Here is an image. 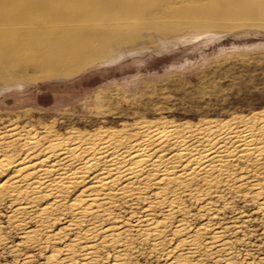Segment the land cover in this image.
Returning a JSON list of instances; mask_svg holds the SVG:
<instances>
[{
    "label": "rangeland",
    "instance_id": "obj_1",
    "mask_svg": "<svg viewBox=\"0 0 264 264\" xmlns=\"http://www.w3.org/2000/svg\"><path fill=\"white\" fill-rule=\"evenodd\" d=\"M0 6L7 12L0 11V135L11 140L23 131L46 145V127L65 135L127 131L139 121L195 127L238 124L255 114L254 124L264 120V0H0ZM52 67L74 68L48 74ZM220 194L209 197L214 218L199 202H186L191 228L209 223L230 244L231 262L205 257V264H264L259 203L248 192ZM10 209L0 203V264H23L27 256L33 258L27 264H44L46 250L22 240ZM121 212L127 228L142 215L140 206L133 217ZM134 248L130 264L166 263L149 242L137 239ZM100 254L103 263L112 257L109 250Z\"/></svg>",
    "mask_w": 264,
    "mask_h": 264
},
{
    "label": "bare ground",
    "instance_id": "obj_2",
    "mask_svg": "<svg viewBox=\"0 0 264 264\" xmlns=\"http://www.w3.org/2000/svg\"><path fill=\"white\" fill-rule=\"evenodd\" d=\"M0 11L7 13L3 6ZM73 68L52 67L47 73ZM257 120L255 114L238 124L195 127L139 121L127 131L65 135L45 126L46 145L23 131L13 140L2 134L0 203H9L8 219L23 230L22 240L46 250L44 264H130L137 239L166 256L165 264H205V257L229 263L232 251L224 233L211 232L209 223L191 228L186 202H199V210L214 218L209 197L221 199L228 188L251 194L264 213V120L254 124ZM139 206L142 215L127 228L122 209L133 217ZM61 219L67 226L53 233ZM168 241L172 248L164 247ZM103 250L112 251L104 263ZM32 259L25 257L23 264Z\"/></svg>",
    "mask_w": 264,
    "mask_h": 264
}]
</instances>
